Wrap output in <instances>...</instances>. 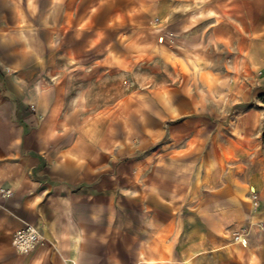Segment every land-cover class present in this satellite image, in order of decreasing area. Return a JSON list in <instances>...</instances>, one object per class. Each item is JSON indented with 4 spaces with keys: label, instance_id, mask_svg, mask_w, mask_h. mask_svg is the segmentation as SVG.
<instances>
[{
    "label": "rangeland",
    "instance_id": "374dc122",
    "mask_svg": "<svg viewBox=\"0 0 264 264\" xmlns=\"http://www.w3.org/2000/svg\"><path fill=\"white\" fill-rule=\"evenodd\" d=\"M185 1L130 6L138 20L116 14L93 52L71 19L0 0L5 97L27 104L53 156L103 152L76 264H264V0L197 1L191 28ZM12 239L0 264H71Z\"/></svg>",
    "mask_w": 264,
    "mask_h": 264
},
{
    "label": "crops",
    "instance_id": "0c3cea01",
    "mask_svg": "<svg viewBox=\"0 0 264 264\" xmlns=\"http://www.w3.org/2000/svg\"><path fill=\"white\" fill-rule=\"evenodd\" d=\"M144 1L30 0V4L43 7L46 22L57 27L71 19L75 27L73 35L90 38L92 51L100 52L104 47L101 37L117 35L112 32L117 27L115 15L123 13L125 21L138 20L137 13L126 9ZM197 1L200 0H188L193 8L190 7L186 18L189 28L201 19L194 7ZM201 1L214 3V0ZM172 2L187 4L185 0ZM203 19L211 20L213 16ZM2 82L5 84V80L0 84V235L6 243L16 230L33 225L44 242L34 256L56 254L57 259L66 260L67 254L79 247L80 238L84 236L85 208L93 213L100 208L97 203L101 193L98 159L103 152L88 150V156H74L75 152H68L64 147L56 151L60 155L53 156L43 147L44 137L34 125V118L27 114V104L7 99ZM35 101L34 95L27 103ZM69 153L73 155L68 156ZM108 192L111 196V191Z\"/></svg>",
    "mask_w": 264,
    "mask_h": 264
},
{
    "label": "built area",
    "instance_id": "2783aa9c",
    "mask_svg": "<svg viewBox=\"0 0 264 264\" xmlns=\"http://www.w3.org/2000/svg\"><path fill=\"white\" fill-rule=\"evenodd\" d=\"M42 243L40 232L33 225H25L13 234L12 245L18 253L29 252Z\"/></svg>",
    "mask_w": 264,
    "mask_h": 264
},
{
    "label": "bare ground",
    "instance_id": "6f19581e",
    "mask_svg": "<svg viewBox=\"0 0 264 264\" xmlns=\"http://www.w3.org/2000/svg\"><path fill=\"white\" fill-rule=\"evenodd\" d=\"M159 40H161V39H159ZM262 163H263V162H262ZM256 181H257V180H256ZM257 183H258V184H261V183L264 184V177L262 178V180H261V179H258ZM248 190L251 191V192H253V191H254V187H253V186H249V187H248ZM75 240H77V239H75ZM235 240H236L235 242L241 241L243 245L246 244L245 239H243L242 237L237 236V237H235ZM165 250H168V247H167V246H165ZM238 250H241V249H238ZM67 260H68L71 264H76V262H75V258H74L73 256H71V258H69V259H67ZM158 263H159V264H162L163 261H162L161 259H159V260H158Z\"/></svg>",
    "mask_w": 264,
    "mask_h": 264
},
{
    "label": "trees",
    "instance_id": "16d2710c",
    "mask_svg": "<svg viewBox=\"0 0 264 264\" xmlns=\"http://www.w3.org/2000/svg\"><path fill=\"white\" fill-rule=\"evenodd\" d=\"M5 90H6L5 84H4V82H2V91L5 92ZM257 98H258V100H260L262 107L264 108V92L260 93L257 96ZM260 141H261V144L264 146V126H263V129H262L261 134H260Z\"/></svg>",
    "mask_w": 264,
    "mask_h": 264
}]
</instances>
